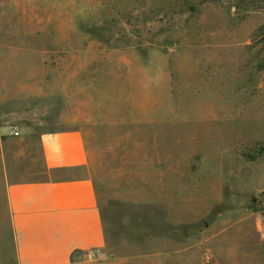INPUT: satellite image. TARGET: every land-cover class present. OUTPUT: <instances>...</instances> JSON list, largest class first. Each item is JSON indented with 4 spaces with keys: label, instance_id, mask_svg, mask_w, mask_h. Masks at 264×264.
Listing matches in <instances>:
<instances>
[{
    "label": "rangeland",
    "instance_id": "rangeland-1",
    "mask_svg": "<svg viewBox=\"0 0 264 264\" xmlns=\"http://www.w3.org/2000/svg\"><path fill=\"white\" fill-rule=\"evenodd\" d=\"M13 105L34 139L3 143L0 174L40 178V135L84 133L103 261L264 264V0H0ZM3 211L0 183L17 264Z\"/></svg>",
    "mask_w": 264,
    "mask_h": 264
},
{
    "label": "crops",
    "instance_id": "crops-1",
    "mask_svg": "<svg viewBox=\"0 0 264 264\" xmlns=\"http://www.w3.org/2000/svg\"><path fill=\"white\" fill-rule=\"evenodd\" d=\"M0 112V157L5 141L34 139L22 118L35 116V107ZM8 112V113H7ZM7 113V114H6ZM15 125V129H10ZM19 135H11V130ZM7 136L6 140H2ZM45 175L16 178L4 171V216L10 224L17 264H130L131 259L103 261L106 227L96 185L81 174L89 163L88 145L79 129L48 132L39 138ZM94 256L93 259H88Z\"/></svg>",
    "mask_w": 264,
    "mask_h": 264
},
{
    "label": "built area",
    "instance_id": "built-area-1",
    "mask_svg": "<svg viewBox=\"0 0 264 264\" xmlns=\"http://www.w3.org/2000/svg\"><path fill=\"white\" fill-rule=\"evenodd\" d=\"M11 135H13V136H18L19 133H18L16 130L13 129V130L11 131ZM90 257L92 258V257H94V256H90Z\"/></svg>",
    "mask_w": 264,
    "mask_h": 264
}]
</instances>
